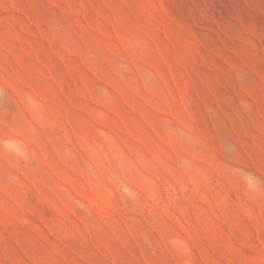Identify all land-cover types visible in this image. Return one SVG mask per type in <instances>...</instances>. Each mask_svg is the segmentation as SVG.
Wrapping results in <instances>:
<instances>
[{
    "label": "rangeland",
    "instance_id": "obj_1",
    "mask_svg": "<svg viewBox=\"0 0 264 264\" xmlns=\"http://www.w3.org/2000/svg\"><path fill=\"white\" fill-rule=\"evenodd\" d=\"M0 264H264V0H0Z\"/></svg>",
    "mask_w": 264,
    "mask_h": 264
}]
</instances>
